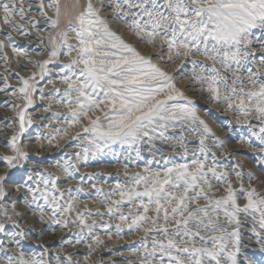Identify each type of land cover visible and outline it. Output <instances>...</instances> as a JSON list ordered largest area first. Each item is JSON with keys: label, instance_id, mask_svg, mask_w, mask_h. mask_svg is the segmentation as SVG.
I'll return each instance as SVG.
<instances>
[{"label": "snow or ice", "instance_id": "1", "mask_svg": "<svg viewBox=\"0 0 264 264\" xmlns=\"http://www.w3.org/2000/svg\"><path fill=\"white\" fill-rule=\"evenodd\" d=\"M112 18L155 52L142 54L113 29ZM41 20L48 29L50 50L48 59L36 61L39 78L44 79L47 65L61 54L69 57L62 69L67 72L58 77L65 87L61 90L53 85V100L48 105L50 109L54 102L66 109L52 113L65 121L57 129L62 138L78 140L83 135L85 157L90 150L100 151L113 142L135 146L136 157L141 156L139 145L144 142L172 145L173 151L179 148L182 162L160 153L161 160L153 157L143 172L129 176L130 183L122 185L118 180L107 195L98 190L110 215L125 203L134 206L135 214H119L121 223L115 228L117 235L125 226L144 233L136 250L139 264H264V259L253 258L256 253L247 255L255 240L254 246L264 257V180L251 170L245 172L240 162L231 168L220 162L207 141L211 137L213 147L219 149L225 147L224 141L199 116L174 75L161 67L179 61L177 67L182 71L190 63L192 81L213 102L239 111L244 117L241 123L259 120V130L253 135L261 144L257 164L264 169V0H100L98 6L93 0L84 4L80 0H0V60L6 71L10 64L7 49L17 57L27 56L16 46V36L28 38L35 30L39 44L45 43L39 31ZM153 55L158 62H153ZM36 76L33 72L31 77H19L18 91L25 103L12 105L18 128L4 141L13 154L0 153V165L5 168L0 174V200L7 198L4 185L13 170L24 167L29 156L20 142L31 125L26 110L34 103ZM3 80L7 83V76ZM77 126L81 131H70ZM189 136L196 137L198 147H188ZM75 155L79 158L81 153ZM153 161L158 165L162 161V166L151 168ZM31 180L28 176L23 184L35 192L28 187ZM43 183L39 195L51 202L56 217L61 205L48 191L49 180ZM113 195L118 199H112ZM37 199L33 195L24 202L33 205ZM11 204L15 209L16 201ZM36 207L43 220V206ZM72 207L70 201L64 211ZM0 214L6 217L0 221V234H5L6 224L15 226L17 221L6 208ZM96 214L102 215L99 210ZM77 218L91 230L85 212H78ZM70 222L57 220L62 226ZM95 239L96 244L103 243ZM14 246L17 251L8 250ZM88 248L90 253L94 245ZM44 255L26 256L15 233L0 238V264H50ZM55 260L56 264H87L74 262L72 254L63 262L59 255Z\"/></svg>", "mask_w": 264, "mask_h": 264}, {"label": "rangeland", "instance_id": "2", "mask_svg": "<svg viewBox=\"0 0 264 264\" xmlns=\"http://www.w3.org/2000/svg\"><path fill=\"white\" fill-rule=\"evenodd\" d=\"M85 2L86 0H80L81 4H84ZM105 2H107V0H105ZM93 3L98 6L100 0H93ZM102 15L107 16L109 15V12H104ZM109 23L114 30H117L119 33L123 34L126 41L137 45L138 50L141 51L142 54L151 55L155 52V49H153L152 46L148 45L147 43H138V38L133 33L128 32L126 30V25H124L122 22L112 18L109 19ZM69 42L74 41L70 40ZM48 50L40 54L39 60L48 59ZM152 59L153 62H158L157 56L153 55ZM68 60L69 57L67 55L61 54L57 60L47 65V73L51 70L62 71L63 64L67 63ZM178 64L179 61L174 63H162L161 67H164L174 75L177 86L184 92L185 96L194 101V107L196 108L199 116L207 121L216 135L219 136L225 143V147L223 149L213 147L210 137L207 141L208 146L217 153L220 162L227 165L229 168H231L233 164L240 162L239 167L244 169L245 172L251 170L260 180H264V169L260 168L257 164V159L260 158L258 153L260 152L261 144L257 137L253 135V131L259 130L260 121L253 118L249 121L241 123V121L244 120V117L239 113V111L234 112L233 110L227 109L223 102H213L210 97L202 92L198 86V83L192 81V66L190 63L186 64L182 71L177 67ZM63 71L67 70L65 69ZM39 73L40 69L35 80L32 82L35 84L36 90L32 94L34 103L26 110L27 116L29 113L35 114L40 108V101L38 98L39 89L43 84H46L48 80V74L45 75L43 80H41L39 78ZM11 91L12 88L6 93H10ZM24 103L25 101H23L20 105L22 106ZM0 123L3 125L5 124L4 127H8L9 124H7L5 121H0ZM1 131L3 138L0 141V153L7 154L9 149L5 147L4 141L7 138H10V135L2 128L0 132ZM31 131L32 124L27 126V131L21 137L20 143L22 150L24 148L25 138H27V134ZM188 141L189 148L198 147L195 136H189ZM76 143H78V141ZM139 148L141 151L140 157H136L135 155V146L121 145L119 142H113L103 147V149L100 151L92 149L88 152L86 157L83 155L82 150L67 151L66 157L60 156L59 159L54 158L55 162H60L62 165L63 163H61V161L65 159L66 163H64V165H67V167L63 169H60L61 166H58V172L56 171V174L50 172L48 168L44 167L46 164L44 165L38 161H35L34 163V161L32 159L30 160L28 157L24 167L13 170L12 175L6 181L4 187L8 195L6 199L0 200V213H2L1 211L4 209V203L9 202V187H17L21 184L24 186L23 182L27 180L28 176H32V180L28 181V187H31L36 191H26L25 195L29 196V200L32 199L33 195L38 197L36 204L43 206V220H54L55 222H57V220H60L61 222L64 220L73 221L67 225L71 227L75 238H78L82 241V245H80V248L83 249L81 261H85L87 264L103 263L97 262L94 251L105 248L104 250L107 252H116V254L119 253L122 256V260H112L111 264H139L140 252L136 250L140 248V237H142L144 233L136 230L127 231L128 229L125 226L124 231L117 235L115 228V225L121 223L119 214H135L134 206L125 203L119 206L118 211L114 215H110L106 211L107 204L103 202L101 195L98 194V190L103 189L104 194L107 195L109 190L116 186L118 180L122 185L130 183L129 176L135 172H143L145 166L149 161L153 160V157L156 161H160V153H163L165 156L175 158V162H182L179 159L180 151L178 146L176 151H173L172 145H162L161 142L157 141L155 145L149 144L147 142L141 143ZM154 148L158 149V151L153 150ZM77 152L81 153L79 158L75 155ZM229 152L231 153L230 157L226 155ZM10 154H13L11 150ZM82 159H87L86 162L88 161L94 163L91 164L92 167L89 170H83V167L80 166ZM160 166H162V161L159 165L155 163V161L150 164V167L153 169H158ZM64 169H67V171ZM4 171V166L0 165V174H3ZM125 172H127L129 175L126 176ZM62 173H66V179L62 178ZM69 173L71 174L70 176L72 177L73 182L77 179V182L75 181L70 185L72 188L70 194H68L69 192L67 193V191L63 190V188H61L59 185L61 183H59L60 178L64 179L62 180L64 182L61 184H68L67 175H69ZM42 178L49 180V185L47 186L48 191L49 193L56 196L57 202L61 205L56 217H53L52 215V208L50 206L51 202L49 201L46 203L43 197L39 195L40 191L45 188ZM84 178H86L85 181H87L88 184L82 187L80 179ZM53 181L55 182L54 188L52 187ZM253 183H255V181ZM15 191L16 190H13V193H15ZM112 199H118V196L113 195ZM70 201L73 203L72 210L70 212L64 211V208ZM86 201H88V206L83 207L84 204L82 203ZM18 202L20 203V206H25L28 208V211L26 212L27 216L32 218L34 217L36 221L40 222L41 211L36 207V204L28 205L23 202V199H19ZM136 203H138V201ZM95 208L96 210L93 211L92 209ZM97 210H99L102 215H97ZM81 211L85 212V222L87 224L93 225L91 230H89L87 227H84V225L79 222L77 213ZM0 221H3L1 219V215ZM104 225H110L111 227L105 228ZM109 233L111 235H109ZM97 237L103 241L102 244H96L95 238ZM251 242L253 246L249 247L247 255L251 257L253 253H256V256L253 257L254 259H264V257L260 256L259 248L254 246L255 240H252ZM89 245H94V248L90 253L88 248ZM39 251L43 252V249H39ZM104 264H110V262Z\"/></svg>", "mask_w": 264, "mask_h": 264}, {"label": "bare ground", "instance_id": "3", "mask_svg": "<svg viewBox=\"0 0 264 264\" xmlns=\"http://www.w3.org/2000/svg\"><path fill=\"white\" fill-rule=\"evenodd\" d=\"M39 31L43 33V38L45 40L43 45L39 44V41L36 38L37 31L35 30L28 38L16 36V46L23 49L27 53V56L17 57L11 54L10 48L7 49L10 54V64L7 65L8 71L5 70L6 66L4 61H0V121H5L7 124L9 123L8 127H4L5 124L3 125L0 123V130L2 128L3 130L7 131L10 136L13 134L15 128H18V124L15 122L17 119L16 112L12 105H20L24 101L18 91L19 87L21 86L19 77H31L33 72H36L38 75L39 67L36 66V61L39 60V56L42 52L48 50V29L44 27L43 20L40 22ZM0 38L3 37L0 36ZM17 61H19V63H17ZM66 72L67 71L62 72L58 70L48 71V80L46 84H43L39 89L38 98L40 101V108L35 114H28V117L31 119L32 131L27 134L23 148V151L29 154L28 157L30 160L32 159L34 163L35 161H38L44 165L46 164L44 167L48 168L50 172L55 174L58 172V166H61L60 169H63L66 168L67 165H64V163H66L65 159L61 161V163H63L62 165L60 162H55L54 158L59 159L60 156L66 157V152L71 150H82L84 152V147L87 145V141L83 135L78 140H70L67 137L62 138V134H58L57 129L62 126L65 121L63 118H57L53 116L52 113L66 112V109L60 107L54 102L52 103L51 108H48L49 103L53 100L52 95H50V90L52 89L53 85L63 90L65 85L59 82L58 77ZM17 73H19V75H17ZM3 76H7V83H5L3 80ZM11 88L12 91L10 93H6ZM42 92L43 97L41 96ZM60 94L62 95V92ZM4 117H8V119L5 120ZM84 122L86 123V121ZM70 131H73L74 133L81 131V129L77 126ZM2 135L3 134L1 131L0 141L3 138ZM77 141L78 143H76ZM7 154H10V149ZM86 160H81L80 166L83 167V170H89L92 167L91 164H94L93 162H86ZM62 174V178L66 179V173ZM68 176L69 175H67L68 184H61L64 182L62 181L64 179L60 178L59 183H61L59 185L61 188H63V190L67 191V193L69 192L68 194H70L72 189L70 185L75 181L77 182V179L73 182L72 177ZM85 180L86 178L80 179L82 187L88 184V182ZM17 189H19V191H17ZM9 190V202H3V208L8 210L9 215H11V219L17 221V225L14 226L10 223L6 224L7 231L5 234H0V238H3L5 235H11L12 233H15L17 238L21 239V246L26 256L41 255V253H43L45 254L44 259L48 260L50 264H56L55 257L57 255L61 257L62 262L69 254H72L74 262L81 261L83 249L80 248V245H82V241L78 238H75L70 226H62V224H57V222L54 220L47 219L40 220L39 222L36 221L34 217L32 218L27 216L26 212L28 211V208L25 206H20V203L18 202L19 199H23V202L25 199H28L29 196L25 195L27 189L21 184L17 187H9ZM13 190H16L15 193H13ZM13 200L16 201L15 209H13L11 204V201ZM87 203L88 201L82 203L84 204L83 207H87ZM92 210L95 211L96 208ZM14 211L20 214L14 215ZM0 215L3 221L6 220L4 215ZM21 231L23 232L22 237ZM77 241H79V243ZM8 242L12 243L11 240ZM39 249H43V252H40ZM104 249L94 251L97 262H103L101 264H104L109 263L112 260H122L121 254H116V252H107ZM8 250L14 252L17 251V247L14 246Z\"/></svg>", "mask_w": 264, "mask_h": 264}]
</instances>
